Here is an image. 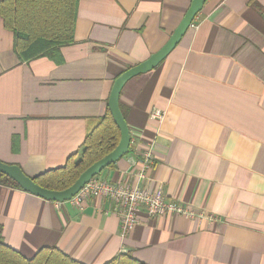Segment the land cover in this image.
I'll return each mask as SVG.
<instances>
[{"label": "crops", "instance_id": "crops-1", "mask_svg": "<svg viewBox=\"0 0 264 264\" xmlns=\"http://www.w3.org/2000/svg\"><path fill=\"white\" fill-rule=\"evenodd\" d=\"M192 0H78L74 40L28 61L0 18V162L28 177L64 165L104 115L114 80L169 39ZM127 153L98 180L189 207L125 237L102 199L51 202L0 184L3 243L57 248L80 264H264V0H206L176 47L123 86ZM165 113L162 123L150 112Z\"/></svg>", "mask_w": 264, "mask_h": 264}, {"label": "trees", "instance_id": "trees-1", "mask_svg": "<svg viewBox=\"0 0 264 264\" xmlns=\"http://www.w3.org/2000/svg\"><path fill=\"white\" fill-rule=\"evenodd\" d=\"M77 4L78 0H0V18L4 27L14 33L13 49L16 55L21 60L28 61L48 50L72 43ZM121 113L124 117L122 111ZM119 138V130L107 107L97 125L85 136L80 148L67 158L63 166L30 178L44 189L64 190L86 168L111 152ZM0 184L19 187L3 174H0ZM0 264L80 263L54 247L41 248L31 258H25L3 243L0 229ZM106 264L141 263L122 253Z\"/></svg>", "mask_w": 264, "mask_h": 264}, {"label": "water", "instance_id": "water-1", "mask_svg": "<svg viewBox=\"0 0 264 264\" xmlns=\"http://www.w3.org/2000/svg\"><path fill=\"white\" fill-rule=\"evenodd\" d=\"M205 1L206 0H192L180 23L166 43L145 61L126 69L114 80L108 97L107 107L113 122L119 130V142L111 152L86 168L72 185L61 191L47 190L38 186L30 177L26 176L19 167L7 165L2 162H0V174L5 175L8 179L15 182L23 191L47 201L61 203L69 201L87 182H89V180L98 176L105 168L114 164L119 158L124 156L129 149L130 133L119 108V96L123 86L131 78L151 71L168 56L179 43L198 12L202 9Z\"/></svg>", "mask_w": 264, "mask_h": 264}, {"label": "built area", "instance_id": "built-area-1", "mask_svg": "<svg viewBox=\"0 0 264 264\" xmlns=\"http://www.w3.org/2000/svg\"><path fill=\"white\" fill-rule=\"evenodd\" d=\"M164 117L165 113L159 109L150 112V119L158 123H162ZM141 164L142 170L136 173V184H116L98 180L95 176L69 201L79 205L82 201L94 198L113 203L116 206L115 213L119 218V233L122 238L140 223V212L149 218L172 214L194 215L189 207L168 199L160 188L151 191L148 187H140V182L145 178L144 170L152 165L149 153L142 154Z\"/></svg>", "mask_w": 264, "mask_h": 264}]
</instances>
